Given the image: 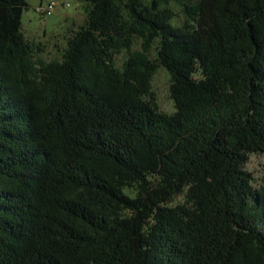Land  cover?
Masks as SVG:
<instances>
[{
    "label": "trees",
    "instance_id": "trees-1",
    "mask_svg": "<svg viewBox=\"0 0 264 264\" xmlns=\"http://www.w3.org/2000/svg\"><path fill=\"white\" fill-rule=\"evenodd\" d=\"M84 2L43 65L0 0V264H264V0Z\"/></svg>",
    "mask_w": 264,
    "mask_h": 264
},
{
    "label": "rangeland",
    "instance_id": "rangeland-1",
    "mask_svg": "<svg viewBox=\"0 0 264 264\" xmlns=\"http://www.w3.org/2000/svg\"><path fill=\"white\" fill-rule=\"evenodd\" d=\"M53 1L57 3L54 15L47 17L37 13L40 6H47ZM27 3L28 7L23 13V31L34 47L35 62L45 65L61 61L68 39L85 25L87 4L84 0H27ZM170 7L177 15L174 24L181 26L184 15L180 6L171 4ZM140 50L141 44L135 40L132 52ZM149 56L152 60L156 59V46L152 47ZM127 57L126 51L118 54L115 57L116 66L121 69ZM170 85L171 78L168 71L160 68L152 81L153 102L162 113L169 115L175 111L174 102L170 97ZM245 170L253 176L255 188L264 186V154L251 155ZM181 203L183 198L178 197L173 206Z\"/></svg>",
    "mask_w": 264,
    "mask_h": 264
},
{
    "label": "built area",
    "instance_id": "built-area-1",
    "mask_svg": "<svg viewBox=\"0 0 264 264\" xmlns=\"http://www.w3.org/2000/svg\"><path fill=\"white\" fill-rule=\"evenodd\" d=\"M56 9H57V3H56V1H53L52 3H50L47 6H40L37 9V13L42 15V16L50 17V16L54 15V13L56 12Z\"/></svg>",
    "mask_w": 264,
    "mask_h": 264
}]
</instances>
